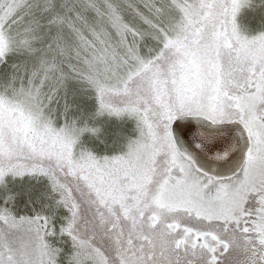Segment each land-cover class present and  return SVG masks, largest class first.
<instances>
[{
  "label": "snow or ice",
  "instance_id": "snow-or-ice-1",
  "mask_svg": "<svg viewBox=\"0 0 264 264\" xmlns=\"http://www.w3.org/2000/svg\"><path fill=\"white\" fill-rule=\"evenodd\" d=\"M0 264H264V0H0Z\"/></svg>",
  "mask_w": 264,
  "mask_h": 264
}]
</instances>
